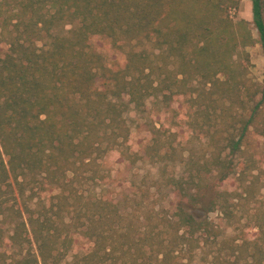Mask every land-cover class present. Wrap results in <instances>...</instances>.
<instances>
[{"label":"trees","instance_id":"16d2710c","mask_svg":"<svg viewBox=\"0 0 264 264\" xmlns=\"http://www.w3.org/2000/svg\"><path fill=\"white\" fill-rule=\"evenodd\" d=\"M238 7L0 0V264H264L252 186L221 188L264 162V81L245 50L264 54V0L251 22ZM133 127L148 133L135 149ZM186 131L205 140L181 152ZM139 160L156 174L135 180ZM204 188L233 235L187 211Z\"/></svg>","mask_w":264,"mask_h":264},{"label":"rangeland","instance_id":"374dc122","mask_svg":"<svg viewBox=\"0 0 264 264\" xmlns=\"http://www.w3.org/2000/svg\"><path fill=\"white\" fill-rule=\"evenodd\" d=\"M238 5L239 7L236 10V15L251 22V0H238ZM253 34L257 38V34L254 29ZM245 50L249 53L247 77L250 80V83H252L253 85L261 86L264 81V54L261 50L260 43L256 41L252 46H247ZM103 52H105V54L109 58H115L119 56L118 52L113 49ZM129 117L133 120L139 121L133 111L129 113ZM159 120H163L162 114L159 116ZM156 126H160V121L157 122ZM140 140H142V143H145L148 140V133L145 131L137 132L133 127L132 132L130 134V144L132 145V149H135L140 145ZM199 140H205L201 132H194L193 137L191 135V131L183 132V134L181 135V141L183 145L180 144L178 146V151H184V148L186 146H190L191 144L197 145L199 143ZM198 155L199 154L196 152L195 156L198 157ZM109 160L111 162V165H113L114 167L119 166V158L116 153H113L110 156ZM181 170L182 168L180 167V165H178V167H176V171L180 172ZM128 172L130 173L129 175H132L135 180H137L138 178L140 179L142 176H148L150 178L151 176L156 174L157 167L146 161L139 160L135 165H132L131 168H129ZM247 185H251L253 191L250 197L251 200L247 203L245 207L248 209V213L251 214L256 210L264 212V162L259 163L257 168L247 171L244 178V182H239V180L233 182L231 181L227 184L222 185L221 188L227 191H237L241 193L243 191V188L247 187ZM156 195L158 194L154 193V197ZM212 198V189L204 188L201 192L199 203L195 206L188 207L187 211L198 218L211 219L218 227H220L224 231L225 235H233L236 231L237 223H229L224 217V215L216 208L211 211L210 207ZM239 201L243 202L244 200L240 199ZM163 205H166V202H163ZM239 206L240 204H238L237 207ZM254 231L255 229H252L251 233H253ZM32 249H34V247H32Z\"/></svg>","mask_w":264,"mask_h":264}]
</instances>
